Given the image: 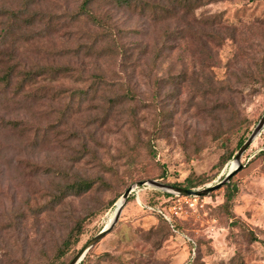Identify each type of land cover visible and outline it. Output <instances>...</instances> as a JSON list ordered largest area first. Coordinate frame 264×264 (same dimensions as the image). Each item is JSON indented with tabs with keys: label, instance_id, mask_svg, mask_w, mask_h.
<instances>
[{
	"label": "rangeland",
	"instance_id": "obj_1",
	"mask_svg": "<svg viewBox=\"0 0 264 264\" xmlns=\"http://www.w3.org/2000/svg\"><path fill=\"white\" fill-rule=\"evenodd\" d=\"M7 1L0 0V5ZM79 2L49 3L51 9L66 12ZM105 8L118 28L139 34H127L124 42H133L138 49L115 67L122 69L116 84H131L138 95V121L127 128L122 115L102 126L95 124L109 94L116 91L103 94L98 89L92 94L95 86L89 77L96 70L86 59L67 61L84 70L83 80L54 86L56 91L87 90L82 110L89 111L72 116L66 126L56 124L60 105L44 103L37 111H25L15 110L23 107L16 104L0 110V122L27 121L38 137L33 146L31 133L17 137L0 128V264H47L69 232L82 224L77 245L57 263L67 264L106 226L116 202L138 180L183 185L192 173L210 179L196 188L220 181L234 158L220 166L221 156L240 138L244 141L264 113V87L259 86L264 68L260 72L253 67L264 65V0H223L198 9L195 19L177 17L151 27L138 14L116 5ZM216 15L222 23L210 29ZM82 28L71 26L30 47L29 62L59 63L50 53L74 48L76 37L67 38ZM248 67L255 74L253 81L248 79ZM238 82L242 84L237 93L229 92V86ZM221 105L227 109L221 111ZM144 106L153 108V119L165 115L160 131L147 123L150 116ZM83 125L88 127L82 129ZM99 162L112 170L104 180ZM241 164L231 179L238 190L231 211L264 240V130L243 154ZM58 171L63 174L54 175ZM79 179L94 180L91 189L59 198L66 183ZM164 194L149 185L132 191L115 226L88 251L85 263L187 264L186 238H191L197 245L194 264H230L237 256L241 264H264V246L249 243L242 230L231 228L220 209L224 188L205 197ZM156 214L177 224L178 231L173 228L172 233L170 228L165 234Z\"/></svg>",
	"mask_w": 264,
	"mask_h": 264
},
{
	"label": "trees",
	"instance_id": "obj_2",
	"mask_svg": "<svg viewBox=\"0 0 264 264\" xmlns=\"http://www.w3.org/2000/svg\"><path fill=\"white\" fill-rule=\"evenodd\" d=\"M220 1L223 0H80L75 9L66 12L51 9L50 0H9L2 2L0 5V110L6 108L7 105L16 104H23V107H15V110L24 109L25 111H37L44 103L50 107L60 105L62 109L59 110L56 124L66 126L72 116L83 113V111H89V109L82 110L83 99L86 97L87 90L77 92L56 91L54 86L62 81L78 83L83 80L85 77L84 70L69 65L67 61L86 59L94 63L96 70L89 77L95 86L92 94H96L98 89H101L103 94L106 91H114V89L116 91L114 94H109L108 102H105L103 109L99 111L100 118L97 122L94 121L95 124L98 123L99 126H102L114 118L122 119L121 116L123 115L127 128H129L138 121L140 108H137V104L139 99L133 89L134 86L131 84H116L122 75V69L116 70L115 67L117 62L124 64V61H127L129 56L132 55V51L137 48H134L135 43L133 42H124L127 34H139L135 30H131V32L130 30L125 31L118 28V22L112 14H109L110 12L108 8H105V5H116L118 9L138 14L140 17L146 18L149 27H151L163 22L173 21L177 17L195 19V12L198 9ZM210 23V29L220 27L222 23L220 15L212 17ZM78 24L82 25V30L70 34L67 38L70 39L75 36L78 42L76 46L64 51L54 52V54L50 53V57L54 58V61H59V63L29 62L30 54L28 50L30 47L54 37L71 26L76 27ZM258 26L262 28L263 23H259ZM144 36L150 35L144 34ZM131 37L133 36L131 35ZM144 46L145 48L149 47L148 43ZM158 51L157 49L156 57L159 55ZM35 53L38 54V51ZM263 66V63H261L259 65L255 64L253 67L263 72ZM247 72L249 73L248 79L253 81L255 74L252 75V68L248 67ZM260 83L259 86L264 87V78ZM240 84L242 82L230 85L229 92L237 93ZM255 85L257 84L252 86ZM149 104L151 106V102ZM150 106H144L142 109L149 113L150 118L147 123L151 124L155 132H158L162 129L161 118L165 115L160 113L158 117L153 119L151 117L153 108ZM232 106L228 109L233 111ZM219 107L221 111L227 109L225 105ZM84 125L82 129L88 127H84ZM0 128L12 131L13 136L17 135V137H28V133H31L32 145L34 146L38 142L37 132L31 129L27 121L8 120L4 121V124L0 122ZM244 141L240 138L233 149L223 154L219 165L223 166L231 159ZM99 167L104 169L101 176V180H104V177L110 175L112 170L104 162H99ZM45 170L47 174H51L49 169ZM61 174L63 173L60 171L54 173V175ZM232 177L221 187L225 189V197L220 209L229 218L231 228L242 230L244 238L249 243L258 242L264 246V240H260L252 231L248 230L231 211V206L238 191L237 186L232 183ZM160 178H162L161 175L157 177V179ZM209 180L205 176L198 177L190 173L185 178L183 185L167 182H163V184L191 189L199 187ZM139 181L143 180L137 182ZM93 183L94 180L88 179L70 181L60 189L61 196L59 198L67 192L72 195H81L89 191ZM164 196L169 197L170 195L164 194ZM156 215L166 229L165 234H168L170 228L172 233H175L173 228L178 231L179 226L173 221V223H168L162 215ZM81 230L82 224H78L73 228L58 248L54 258L47 264H57L60 259L69 253L77 245ZM186 239L188 240L187 244L190 252L187 264H194L197 245L191 238ZM189 242L193 246H190ZM86 260H88V255L80 264H86ZM230 264H241L240 257L233 258Z\"/></svg>",
	"mask_w": 264,
	"mask_h": 264
},
{
	"label": "water",
	"instance_id": "obj_3",
	"mask_svg": "<svg viewBox=\"0 0 264 264\" xmlns=\"http://www.w3.org/2000/svg\"><path fill=\"white\" fill-rule=\"evenodd\" d=\"M263 130H264V113L258 120L257 124L255 125L249 136L246 138V140L243 142V144L235 153L232 161L235 163V166L232 169L229 168L225 176L220 181H217L213 184L206 185L203 188L187 189V188L173 187L170 185H166L156 180H146V181L136 182L132 186L128 187L127 190H125V192L121 195L120 199L116 202L114 213L110 222L100 232H98L95 236L89 239L82 246V248L78 250V252L74 255V257L71 259V261L68 264H80V262L84 259V257L88 253V251L112 230V228L115 226L116 222L119 219L122 208L125 202L127 201L129 195L131 194L132 191L140 188L141 186L149 185L159 191H162L167 195L170 196L174 195L178 197H205L211 194L212 192L220 189L225 183H227L230 180L232 176H234L237 172H239L242 169L243 165L241 164V157L248 150V148L251 146V144L254 142L257 136L261 134Z\"/></svg>",
	"mask_w": 264,
	"mask_h": 264
},
{
	"label": "bare ground",
	"instance_id": "obj_4",
	"mask_svg": "<svg viewBox=\"0 0 264 264\" xmlns=\"http://www.w3.org/2000/svg\"><path fill=\"white\" fill-rule=\"evenodd\" d=\"M234 166H235V163H234V162H231L230 165H229V168L232 169ZM113 213H114V212H113ZM113 213H112L111 215L108 216L106 225H107V224L110 222V220L112 219Z\"/></svg>",
	"mask_w": 264,
	"mask_h": 264
}]
</instances>
